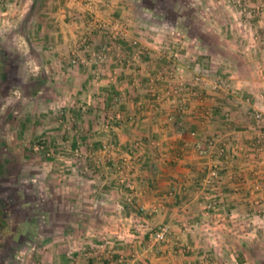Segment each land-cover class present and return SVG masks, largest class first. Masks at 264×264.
<instances>
[{
    "label": "crops",
    "instance_id": "0c3cea01",
    "mask_svg": "<svg viewBox=\"0 0 264 264\" xmlns=\"http://www.w3.org/2000/svg\"><path fill=\"white\" fill-rule=\"evenodd\" d=\"M82 1L1 0L6 8L0 14L20 19L22 35L24 28L36 33L32 55L40 65L36 97L42 99L35 103L55 115V128L47 132L55 155L69 156L57 147L64 138L81 140L88 155L83 168L51 160L49 174H37L51 191L52 206L42 219L51 221L50 228L34 230L54 239L37 248V260L22 264H103L106 258L126 264H256L252 254L264 252V0H249L254 16L239 22H233L231 16H239L228 0H195L199 6L191 11L210 20L184 24L150 19L140 0H103L149 52L127 67L122 62L131 48L123 40L112 45L102 65H94L107 38H91L90 31L84 36L91 12ZM9 16L2 22H13ZM161 43L177 45L184 80L199 72L209 82L223 75L225 85L205 84L195 97L176 95L187 99L181 110L175 100L146 98V77L168 63L155 54L163 51ZM122 94L129 100L116 101ZM116 112L122 122L98 131ZM60 126H66L64 133ZM191 130L203 142L215 141L208 157L184 145ZM102 141L116 144L109 156L99 150ZM125 157L134 167L120 181L117 166ZM208 178L216 180L213 189ZM209 193L215 207L205 214ZM161 225L168 234L153 243L149 233Z\"/></svg>",
    "mask_w": 264,
    "mask_h": 264
},
{
    "label": "rangeland",
    "instance_id": "374dc122",
    "mask_svg": "<svg viewBox=\"0 0 264 264\" xmlns=\"http://www.w3.org/2000/svg\"><path fill=\"white\" fill-rule=\"evenodd\" d=\"M89 1H92L96 6L97 11H102V9L108 7L103 16L101 15L103 11L98 14V18H102L106 21L117 19L125 23L118 15L112 14V10L109 8L110 2L103 0H83L82 3L85 5ZM139 2L144 8L148 9L150 13L149 18H153L160 23L178 22L177 24H184L185 22H190V20H193V22L195 20H210L206 14L203 19H201L199 18V13L196 14L195 11H191V8H195L197 5L199 6V4L195 3V0H140ZM228 2L235 6V10L238 12L237 15L239 18L231 16L233 22H239L243 18L245 19L254 16V12L249 10V0H228ZM2 8H6V6L3 5V3L1 4L0 0V9ZM95 14H88L89 18L87 19V22H89V24L87 29H85L84 36H87L88 34L86 33L90 31L91 34L94 33L93 36L90 35L91 38H95L96 36L102 38L105 37L107 38V44H110V41L114 43L115 41L109 35V29L107 28L105 31L97 26V22H93ZM143 15L146 17L149 14ZM7 16L9 15L0 14V64L2 65L0 66L2 67L0 72H3L0 77V264H22L27 259H29L28 263L31 260H37V258H35L37 248L41 247L43 244L48 245V243L54 239L50 236L41 237L39 233L34 230V228L40 227L42 224H46L47 228H50L49 225L51 224V221H48L47 219H44V221L42 219L48 217L49 212H51L49 208L52 206L50 200L51 191L50 189H43L44 187L41 186L37 174H42V171L49 174L51 170L49 169L51 160H56L59 163L69 160L70 163H74L76 166H82V163L85 161L86 157L88 158V155L84 152L85 148L81 140L77 143H73L65 140V138L61 141L59 140L57 147L62 151L67 150L69 156L61 157L62 155H60L57 157L55 155L56 144L53 145L50 137H48L51 136L49 135L51 133H47L52 130L51 128H55L50 125V118L54 119L55 115L51 114L49 109L45 111L39 110V107H37L35 103V100H39V98L42 99V97H39L38 99L36 97V91L38 90L36 80L41 77L39 70L40 65L32 55L34 42L32 39L36 37V33L33 32L34 30H32V28L27 29L26 33V29L24 28L25 35H22V32L19 29L20 19H16L17 17L14 16H9V18L13 19V22L3 23L2 21L8 19ZM218 16L221 20H224L223 16ZM33 21L34 16H32L31 19L32 23ZM127 29L128 41L131 38L137 37L132 34L129 26H127ZM203 31L208 32L209 30ZM25 36L27 37L26 40L24 39ZM171 40V38H168V41ZM87 41L88 40H86V43ZM106 42L102 43V45ZM100 44L99 52L96 53V59L94 60V65L96 66L102 65L104 62V60H100L98 57L99 54H102V51L100 50L102 45ZM160 45H165L163 53L158 50L159 52L156 51L155 54L166 55V61H168L167 65H173L172 61L169 62L170 60L167 55L170 52L172 54L177 45H175V47H173L174 44L169 43H161ZM127 46L130 48L129 43H127ZM142 49H144V54L149 53L146 51V47L142 46ZM129 52L131 54L132 48L129 49ZM109 53L110 52H108V54ZM153 53L154 52H151V54ZM157 58H161V56L157 55ZM175 63L176 66L174 65V68H177L176 70L178 74L183 73V71L179 70V62ZM167 65H164L163 68H166ZM196 77L202 79V82L199 81V90L205 84L211 83L213 85L214 82L221 86L225 85V78L223 75L215 77L213 81L209 82V76L203 75L199 72L188 81L184 80L181 76H177L175 73L172 77L166 79L167 82L170 81L172 85L177 86L176 88L171 89L173 91H178L177 94H166L164 91H160L158 96H151L147 92L145 93L146 98L158 102L161 100H166L167 102L175 100L178 104L179 99L182 97L177 98L176 95H179L182 92H188L192 97H195L199 92L197 84L195 83ZM148 80L149 79L146 77V89L149 85ZM133 81L136 83L137 79L135 78ZM179 83L183 84V89H177ZM157 85L159 88L161 87V83H158ZM195 89H197V93H195ZM167 90L166 86V92ZM121 96H123V94ZM43 98L45 99L46 97ZM124 100L127 101L129 99H127L126 96L124 97ZM185 102H187L186 98ZM180 104L181 103L178 105ZM60 110H62L61 107L60 109H57L59 112V119L64 115L60 114ZM64 123L68 122L64 121ZM116 125L113 124V128H115ZM65 128L66 126H60V132L64 133L63 130ZM97 130L102 131V128L99 127ZM107 142L112 144V149H115L116 144H114L113 141ZM41 144L44 145L43 149H35ZM75 149L79 152V156H74L73 150ZM99 150L103 152L101 146H99ZM91 155L92 158L94 157L95 159V155L93 153ZM41 189H43L45 194ZM24 217L27 219L25 222L23 220ZM49 249L50 246H48V251ZM252 255L258 258L256 264H264V252L257 249Z\"/></svg>",
    "mask_w": 264,
    "mask_h": 264
},
{
    "label": "built area",
    "instance_id": "2783aa9c",
    "mask_svg": "<svg viewBox=\"0 0 264 264\" xmlns=\"http://www.w3.org/2000/svg\"><path fill=\"white\" fill-rule=\"evenodd\" d=\"M86 9H88L91 13L95 14L93 17V22H97V26H99V28L103 29V30H107V28L109 29V35L110 37L115 41L114 43H112L110 41V44H103L100 48V50L102 51V54H99V59L100 60H105L106 56L108 55V52H111L112 49V45L115 44L116 42H120V41H128V29L126 24H124L122 21H119L117 19H112V20H104L102 18H98V14L100 13V10H96V6L92 3V1H89L85 4ZM89 24V22H88ZM130 48H132V52L130 55V58L126 61H123L122 64H124L125 66H128L129 64H136V62H138L141 58L142 55H144V49H142V45L140 44V42L137 40V38H131L128 41ZM161 52L163 53L162 49ZM164 55V54H162ZM171 56V57H170ZM169 56V62L172 61V64H169L166 66V68L161 69L157 74H155L154 76H148L147 78L149 79V85L147 87V92L151 95V96H158L160 91H164V93L169 94H177L178 91H173L171 90L172 88H176L177 86L172 85L170 83V81L167 82L168 77H172L175 73L177 74V76H179L178 72H177V68H174V65L176 66L175 62H179L180 60H178V55L176 53H172ZM164 58H166V55H164ZM177 59V60H176ZM167 78V79H166ZM202 79H200V77H196L195 78V83L197 84V89L199 90V81H201ZM165 82L164 85H161V87L159 89H157V83L159 82ZM167 82V84H166ZM202 82V81H201ZM183 84L179 83L178 86V90L179 88H182ZM166 86H167V92H166ZM185 86V85H184ZM220 84H217L216 82H214L213 87L214 88H218L220 87ZM197 89H195V93H197ZM158 98V97H157ZM116 101L118 102H122L124 100L123 96H119L115 98ZM179 103H181L180 105H178V109L181 110L184 108V104H186L185 102V98L182 97L181 99H179ZM254 117L256 119H260L262 117L261 113L256 112L254 114ZM123 119L122 114L120 113H115L113 115H110L106 118L103 119V121L100 123V128H102L103 131H107L110 132L113 129V124H120L121 120ZM189 137L191 141H186L184 143V145L186 147H190L194 150V152L200 157V158H206L209 156V154L212 152V148L215 145V141L214 140H209L207 142H203L201 141L198 136L196 131L191 130L189 132ZM138 142H136V146H137ZM153 145H157V142H152ZM101 150L107 154V156H109L112 151H113V146L111 143L106 142V141H102L101 142ZM44 145L41 144L40 146H37L35 149H43ZM225 151L224 147L218 146V153L219 154H223ZM73 154L74 156H79V152L77 151V149L73 150ZM134 155H136L134 153ZM137 157V156H136ZM134 167V164H132L130 162L129 158H123V162L118 164L117 166V171L118 174L121 176L120 181H123L124 176H126V173L128 170H130L131 168ZM213 176V174H212ZM207 185H209L212 189L214 188L213 186H216V180H212L211 178H208L207 181L205 182ZM206 193H208L207 191H205ZM214 192V191H212ZM210 192V193H212ZM208 194V196L205 198V204H204V209H205V214H209L214 210V203H213V199L211 197H209L211 194ZM209 197V198H208ZM127 202H131L132 200V194L130 193L126 199ZM168 234V227L167 225H161L157 228H155L154 230H151V232L149 233L150 236V240L155 243V242H161L166 238V235ZM103 264H126V262L121 258L120 260H115L112 258H106L103 261Z\"/></svg>",
    "mask_w": 264,
    "mask_h": 264
},
{
    "label": "trees",
    "instance_id": "16d2710c",
    "mask_svg": "<svg viewBox=\"0 0 264 264\" xmlns=\"http://www.w3.org/2000/svg\"><path fill=\"white\" fill-rule=\"evenodd\" d=\"M0 61H1V58H0ZM0 66H2V65L0 64ZM0 69H2V67H0ZM2 73H3V72H0V77H1Z\"/></svg>",
    "mask_w": 264,
    "mask_h": 264
}]
</instances>
